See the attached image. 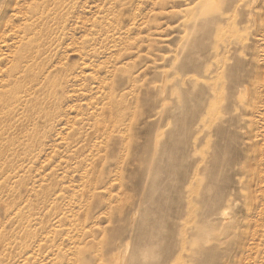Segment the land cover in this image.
I'll return each instance as SVG.
<instances>
[{
  "label": "rangeland",
  "instance_id": "rangeland-1",
  "mask_svg": "<svg viewBox=\"0 0 264 264\" xmlns=\"http://www.w3.org/2000/svg\"><path fill=\"white\" fill-rule=\"evenodd\" d=\"M0 264H264V0H0Z\"/></svg>",
  "mask_w": 264,
  "mask_h": 264
},
{
  "label": "bare ground",
  "instance_id": "bare-ground-1",
  "mask_svg": "<svg viewBox=\"0 0 264 264\" xmlns=\"http://www.w3.org/2000/svg\"><path fill=\"white\" fill-rule=\"evenodd\" d=\"M31 13H32V15L34 14L33 13V11H31ZM31 31V30H30ZM32 34H34V33H32ZM34 37V36H33ZM36 45V44H35ZM38 45V44H37ZM36 45V46H37ZM36 46H34V47H36ZM39 46V45H38ZM37 46V47H38ZM36 47V48H37ZM35 49V48H34ZM38 49V48H37ZM4 89V88H3ZM249 97V96H248ZM220 216H221V218L223 219V222L224 221H227L228 219H229V215H228V210L225 208L224 210H222L221 212H220ZM186 231V230H185ZM186 235V234H185ZM121 258V257H120Z\"/></svg>",
  "mask_w": 264,
  "mask_h": 264
}]
</instances>
